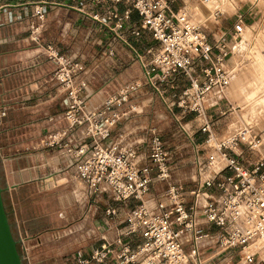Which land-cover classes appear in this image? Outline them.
I'll return each instance as SVG.
<instances>
[{
  "label": "built area",
  "instance_id": "obj_1",
  "mask_svg": "<svg viewBox=\"0 0 264 264\" xmlns=\"http://www.w3.org/2000/svg\"><path fill=\"white\" fill-rule=\"evenodd\" d=\"M88 1L112 3L109 18L120 20L118 2L125 5V18L133 10L138 13L140 23L132 27L131 34L147 31L154 41L146 51L150 61L142 62L148 82L159 91L157 79L184 76L187 83L172 104L203 121L200 130L205 138L198 143L188 133L196 169L191 188L169 181L171 158L155 130L148 135L146 154L138 149L142 141L127 144L122 136L109 140L113 126L131 109L124 106L126 93L112 95L95 108L86 106L81 93L87 82L79 78L82 66L53 44L42 45L41 41L46 7L69 3L36 1L32 39L43 47L54 66L53 79L66 96L64 111L48 116L51 124L63 119L66 126L48 129L46 145L57 147L63 158L69 159L62 169L67 179L81 181L91 195L104 193L116 204L129 207L121 219L116 206L105 209L113 218L105 226L114 230V236H102V243L75 264H232L234 260L236 264H264V154L254 161L241 158L244 151H258L261 139L247 124L217 136L214 120H210L213 111H219L239 67L233 59L243 40V18L233 19L231 26L217 35L206 26L211 16L219 24L221 13L213 8L206 7L209 18L200 22L184 6L174 9L176 0ZM8 5L0 1V9ZM259 24L264 29V15ZM5 115L1 108L0 119ZM76 129L81 135L77 139L70 133ZM155 180L167 185L152 196ZM135 235L141 240L132 243ZM29 238L18 234V248L25 261Z\"/></svg>",
  "mask_w": 264,
  "mask_h": 264
},
{
  "label": "rangeland",
  "instance_id": "obj_2",
  "mask_svg": "<svg viewBox=\"0 0 264 264\" xmlns=\"http://www.w3.org/2000/svg\"><path fill=\"white\" fill-rule=\"evenodd\" d=\"M0 1L11 5L0 9V110H6V115L0 119V182L7 188L3 193L5 208H8L6 211L14 226L15 237L18 238V234L30 237L27 242L29 258L28 261L23 260L24 264H75L79 258H86L91 248L99 245L102 236L109 238L108 232H114L105 226L106 222L113 219L106 214L105 209L108 206H116L121 219L129 207L116 204L104 193L89 194L81 181L69 180L63 174L54 179L50 177L51 181L46 180L47 184L43 185L40 192H34L32 186H26L19 191L18 197H28L24 207L26 215L23 216L41 215L31 221L30 225L34 230L28 231L27 221L22 219V215L19 217L20 214H15L12 205V208L9 207L12 197H16L14 193L9 194L12 188L5 178L6 161L13 155L19 142H25L30 147L31 156L28 161L41 159L38 148L40 145L49 147L46 145L48 139L42 128L43 124L51 125L48 120L51 112L48 111L47 104L35 98L37 92L34 80L37 70L33 66L37 60L46 56L38 50L39 46L32 39L30 25L34 5L29 3L25 5L22 13H15V5L19 1ZM175 6H184L190 16L200 22L208 17L206 7L213 8V12L218 10L221 13L220 19L226 17L229 27L233 19L238 16L243 18L245 39L233 59L239 67L231 79L226 97L221 101L224 108L220 107L219 111L223 110L227 119L220 126H230V130L222 136L239 125L252 126L259 134L261 144L257 147L258 151L247 153L244 159L256 160L264 154V29L259 24L261 16L264 15V1L183 0L182 3L176 2ZM51 16L52 14L48 15ZM206 26L208 31L211 29L217 35L225 30L214 23L212 16L207 19ZM22 67L24 69H21ZM51 77L54 82L53 76ZM164 80L166 79L155 81L159 91L148 82L150 86H141L137 93L131 96L132 126L141 130L138 138L142 139L144 145L151 130L161 135L171 158L169 181L191 188L195 185L196 169L188 133L193 134L191 131L195 123H198L195 118L196 121L201 119L194 114L182 113L172 104L176 101L179 88L176 83H165ZM158 81L164 83L159 85ZM178 85L181 86L182 82ZM135 88L136 85L131 84V91ZM150 96L151 99L148 100ZM217 157L220 160V157ZM166 185L165 181L155 180L151 190L159 192ZM96 195H99L97 203L94 200ZM16 215L19 220H16ZM35 239H39L36 246ZM139 240L140 236L137 235L131 242L136 243ZM236 262L234 260L232 264Z\"/></svg>",
  "mask_w": 264,
  "mask_h": 264
},
{
  "label": "crops",
  "instance_id": "obj_3",
  "mask_svg": "<svg viewBox=\"0 0 264 264\" xmlns=\"http://www.w3.org/2000/svg\"><path fill=\"white\" fill-rule=\"evenodd\" d=\"M16 1L19 2L15 5V13H22L25 5H29V3L39 2V0L32 2L25 0ZM66 1L69 3L67 6L46 7L48 9V26L46 23V27L41 34L42 45L46 43L53 44L59 51L70 55L75 62L82 66L79 78L87 82V87L82 91L81 96L88 108L98 107L112 95H119L122 92L126 93L128 99L124 106H130L131 108V96L137 93L141 86H150L145 76L142 62L148 63L150 61V55L146 51L148 47L154 45V41L147 31H142L138 36L131 34L132 27L140 23L138 13L133 10L125 18L123 16L125 5L123 2H118L117 7L121 17L118 20V18H109L112 5L110 2ZM176 2L182 3L183 0H176L172 4L174 9H177L175 6ZM49 14H52V16L48 17ZM224 19H220L218 27L227 29L229 28L226 23L227 19L226 17ZM38 50L44 52L43 47H38ZM138 56H140L141 60ZM33 68L37 70V77L34 80L37 92L35 98L43 104H47L48 111L51 112L49 115L63 112L66 107V96L57 83L51 80L53 64L45 57L42 60H37ZM21 69H24V67ZM160 81H158L159 85L164 82L176 83L179 92L186 84V78L182 75H174L170 79L164 80V82ZM180 82H182L181 86L178 85ZM131 84L136 85V88L132 91ZM150 99L151 96L148 100ZM220 107L221 109L224 108L222 103ZM212 114L210 120H214L212 128L215 134L222 136L227 133L230 130V126H220L227 119L225 112L223 110L213 111ZM196 120L197 118H195V122L198 123H195V126L193 125L194 128L191 133H193V138L198 143H202L205 133L200 130V125L203 121ZM65 126L66 122L63 119H59L49 126L43 124L42 132L47 133L48 129H62ZM136 128L138 127L132 126L131 109H129V112L113 126L109 140L122 136L127 144L140 142L142 139L138 138V133L141 130ZM148 130H150V127ZM70 133L71 137L75 139L81 136L79 129L72 130ZM137 145L139 151L142 154H146L148 151L146 144L144 145L141 142ZM38 149L40 150L41 159L30 162L28 161L31 156L30 147L25 142H19L13 155L6 161L5 166V178L12 185L9 194L14 193L16 197V199L12 197L9 207H13L15 214H20L19 217L22 215V219L27 221V227H25L28 231L34 230L31 228V221L41 215L35 217L23 216V214L26 215L24 207L27 205L28 197H18L19 191L26 186H32L34 192H40L43 190V185L47 184L46 180L51 181L50 177L54 179L62 175V169L69 161L68 158L67 161L63 158L57 147L49 146L47 148L40 145ZM247 153L250 152L244 151V154L241 155L243 160ZM159 192L151 190V195L156 196ZM94 200L97 203L99 195H96ZM97 207L98 205H96ZM15 218L19 220L17 215ZM12 227L14 226L12 225ZM113 235V231L108 232L109 238H112ZM133 238H136V235ZM100 243H102V240H99L98 244ZM37 244H39V239H35V246Z\"/></svg>",
  "mask_w": 264,
  "mask_h": 264
},
{
  "label": "water",
  "instance_id": "obj_4",
  "mask_svg": "<svg viewBox=\"0 0 264 264\" xmlns=\"http://www.w3.org/2000/svg\"><path fill=\"white\" fill-rule=\"evenodd\" d=\"M6 190L0 182V264H24L18 248L19 240L15 237L12 223L7 214L3 193Z\"/></svg>",
  "mask_w": 264,
  "mask_h": 264
},
{
  "label": "bare ground",
  "instance_id": "obj_5",
  "mask_svg": "<svg viewBox=\"0 0 264 264\" xmlns=\"http://www.w3.org/2000/svg\"><path fill=\"white\" fill-rule=\"evenodd\" d=\"M220 1V0H219ZM264 1V0H263ZM222 2H223V0H222ZM247 26V25H246ZM248 30H249V28H247ZM259 31H261L260 29H259ZM264 31V30H263ZM255 34V33H254ZM258 35V34H257ZM249 36H250V34H249ZM244 37V36H243ZM257 37H259V36H257ZM261 37H263V35L261 36ZM253 38V37H252ZM243 39H245V38H243ZM251 39V38H250ZM257 39V38H256ZM260 39V38H259ZM253 40V39H252ZM251 40V41H252ZM258 40V39H257ZM248 41V40H247ZM254 43V42H253ZM252 44V43H251Z\"/></svg>",
  "mask_w": 264,
  "mask_h": 264
},
{
  "label": "trees",
  "instance_id": "obj_6",
  "mask_svg": "<svg viewBox=\"0 0 264 264\" xmlns=\"http://www.w3.org/2000/svg\"><path fill=\"white\" fill-rule=\"evenodd\" d=\"M8 208H6V210H7ZM8 211V210H7Z\"/></svg>",
  "mask_w": 264,
  "mask_h": 264
}]
</instances>
